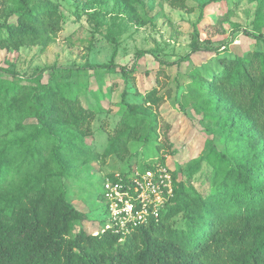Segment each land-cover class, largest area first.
<instances>
[{"label":"trees","instance_id":"trees-1","mask_svg":"<svg viewBox=\"0 0 264 264\" xmlns=\"http://www.w3.org/2000/svg\"><path fill=\"white\" fill-rule=\"evenodd\" d=\"M114 1L140 23L146 19L139 8L153 2ZM0 5V49L47 43L63 29L65 15L49 0H0ZM248 34L257 46L225 56L220 70L204 76L198 66L191 69L178 106L183 113L190 106L217 128L220 148L206 140L185 162L186 181L172 171L166 207L126 234L100 232L102 220L93 224L71 203L63 180L76 163L89 160L86 138L94 110L82 105L70 82L54 81L55 66L31 76L0 67V264H264V35ZM205 49L194 30L191 49L176 64ZM90 67L115 65L111 60ZM127 91L104 156H123L131 142L148 144L161 135L169 143L170 124L158 111L163 95L152 87L140 100L128 101ZM164 164L163 156L144 159L119 173ZM202 165L196 187L191 177Z\"/></svg>","mask_w":264,"mask_h":264},{"label":"rangeland","instance_id":"rangeland-1","mask_svg":"<svg viewBox=\"0 0 264 264\" xmlns=\"http://www.w3.org/2000/svg\"><path fill=\"white\" fill-rule=\"evenodd\" d=\"M49 1L64 13L63 29L47 43L16 51L0 49V67L31 76L39 68L55 66L59 71L54 81L70 82L82 105L94 110L92 135L86 138L89 160L76 163L63 180L71 203L96 224L105 218L107 174H120L128 165L135 167L144 159L163 156L170 174L174 171L177 179L186 181L189 168L185 162L203 150L206 140L220 148L217 128L201 121L190 106L186 105L184 113L179 109L184 103L181 94L194 66L209 76L220 70L225 56L242 55L257 46L248 33L264 35V4L258 11L264 0H153L152 7L145 3L139 8L145 23L131 21L114 0ZM194 30L206 49L177 65L176 60L191 49ZM111 60L114 68L90 67ZM117 66H123L124 72L116 71ZM50 71H44L43 82L48 81ZM152 87L165 99L158 111L170 124L169 143L161 135L148 144L131 142L123 156H104L108 136L121 115L123 91L128 90V101H138ZM206 126L214 128L215 134H208ZM204 168L191 177L196 187L203 180Z\"/></svg>","mask_w":264,"mask_h":264},{"label":"built area","instance_id":"built-area-1","mask_svg":"<svg viewBox=\"0 0 264 264\" xmlns=\"http://www.w3.org/2000/svg\"><path fill=\"white\" fill-rule=\"evenodd\" d=\"M171 195L172 176L165 165L106 178L103 183L105 218L100 232L126 234L139 223L157 218Z\"/></svg>","mask_w":264,"mask_h":264}]
</instances>
